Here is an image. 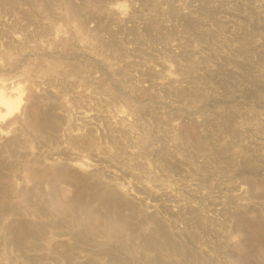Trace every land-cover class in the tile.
Wrapping results in <instances>:
<instances>
[{
    "label": "rangeland",
    "instance_id": "rangeland-1",
    "mask_svg": "<svg viewBox=\"0 0 264 264\" xmlns=\"http://www.w3.org/2000/svg\"><path fill=\"white\" fill-rule=\"evenodd\" d=\"M0 50V264H264V0H0Z\"/></svg>",
    "mask_w": 264,
    "mask_h": 264
},
{
    "label": "bare ground",
    "instance_id": "bare-ground-1",
    "mask_svg": "<svg viewBox=\"0 0 264 264\" xmlns=\"http://www.w3.org/2000/svg\"><path fill=\"white\" fill-rule=\"evenodd\" d=\"M123 9V4H117L111 10L122 11ZM115 19L117 22H121L122 16L118 15ZM1 54L2 52L0 50V55ZM43 94L45 95V92L40 88L37 82L26 78L22 77V79L15 80L0 79V163L5 164V166H10L13 163L16 164V159L24 157V155L30 157L34 156L32 152L27 154L23 151H19L17 148L15 149V144L19 140V133L22 130V124L25 121L28 111L34 109L39 103L42 107L47 106L43 99ZM91 116L90 114L83 113L81 118L91 121ZM58 154V150L51 153V155ZM53 165V163H49L47 168L51 170ZM70 167L79 170L82 175H86V177H90L93 173L91 164L87 162L71 164ZM17 179L20 178L18 177L16 180ZM16 180L8 182L11 193H16L18 189L19 183L16 182ZM105 184L108 185V183ZM119 186L118 190L124 192L123 185L120 184ZM2 226L1 223L0 228H2Z\"/></svg>",
    "mask_w": 264,
    "mask_h": 264
}]
</instances>
